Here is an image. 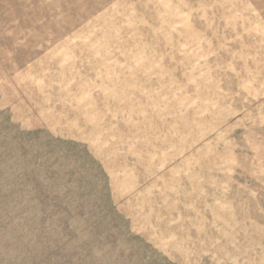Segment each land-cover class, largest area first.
Returning a JSON list of instances; mask_svg holds the SVG:
<instances>
[{"label":"rangeland","instance_id":"rangeland-1","mask_svg":"<svg viewBox=\"0 0 264 264\" xmlns=\"http://www.w3.org/2000/svg\"><path fill=\"white\" fill-rule=\"evenodd\" d=\"M0 264H264V0H0Z\"/></svg>","mask_w":264,"mask_h":264}]
</instances>
